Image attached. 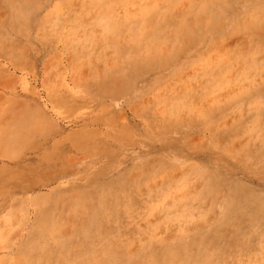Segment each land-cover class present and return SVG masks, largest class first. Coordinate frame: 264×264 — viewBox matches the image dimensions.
Segmentation results:
<instances>
[{
	"label": "rangeland",
	"instance_id": "1",
	"mask_svg": "<svg viewBox=\"0 0 264 264\" xmlns=\"http://www.w3.org/2000/svg\"><path fill=\"white\" fill-rule=\"evenodd\" d=\"M0 264H264V0H0Z\"/></svg>",
	"mask_w": 264,
	"mask_h": 264
},
{
	"label": "bare ground",
	"instance_id": "2",
	"mask_svg": "<svg viewBox=\"0 0 264 264\" xmlns=\"http://www.w3.org/2000/svg\"><path fill=\"white\" fill-rule=\"evenodd\" d=\"M101 26V25H100ZM55 28V27H54ZM76 41V40H75Z\"/></svg>",
	"mask_w": 264,
	"mask_h": 264
}]
</instances>
